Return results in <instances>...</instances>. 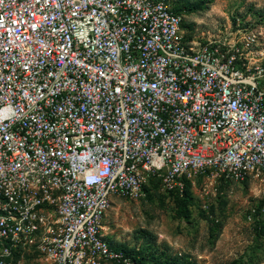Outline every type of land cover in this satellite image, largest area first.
<instances>
[{
	"label": "built area",
	"instance_id": "built-area-1",
	"mask_svg": "<svg viewBox=\"0 0 264 264\" xmlns=\"http://www.w3.org/2000/svg\"><path fill=\"white\" fill-rule=\"evenodd\" d=\"M182 23L166 0H0V264H144L102 233L114 197L264 176L256 36Z\"/></svg>",
	"mask_w": 264,
	"mask_h": 264
},
{
	"label": "rangeland",
	"instance_id": "rangeland-1",
	"mask_svg": "<svg viewBox=\"0 0 264 264\" xmlns=\"http://www.w3.org/2000/svg\"><path fill=\"white\" fill-rule=\"evenodd\" d=\"M166 1L189 44L252 34L264 64V0ZM180 183L151 176L137 197H114L102 221L105 239L146 264H264L263 175Z\"/></svg>",
	"mask_w": 264,
	"mask_h": 264
},
{
	"label": "trees",
	"instance_id": "trees-1",
	"mask_svg": "<svg viewBox=\"0 0 264 264\" xmlns=\"http://www.w3.org/2000/svg\"><path fill=\"white\" fill-rule=\"evenodd\" d=\"M173 10V9H172ZM175 12V11H174ZM175 13H177V12H175ZM123 251V250H122ZM123 252H125V251H123ZM126 254H129V253H127V252H125ZM129 255H131V254H129ZM142 263H144V264H146L142 259H140V258H138Z\"/></svg>",
	"mask_w": 264,
	"mask_h": 264
},
{
	"label": "crops",
	"instance_id": "crops-1",
	"mask_svg": "<svg viewBox=\"0 0 264 264\" xmlns=\"http://www.w3.org/2000/svg\"><path fill=\"white\" fill-rule=\"evenodd\" d=\"M106 235V234H105ZM111 245V244H110Z\"/></svg>",
	"mask_w": 264,
	"mask_h": 264
}]
</instances>
